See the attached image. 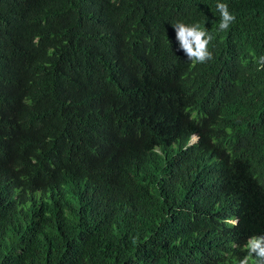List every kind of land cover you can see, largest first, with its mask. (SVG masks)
<instances>
[{"label":"trees","instance_id":"trees-1","mask_svg":"<svg viewBox=\"0 0 264 264\" xmlns=\"http://www.w3.org/2000/svg\"><path fill=\"white\" fill-rule=\"evenodd\" d=\"M176 21L213 34L204 95L264 96V0H0V264H235L264 227V156L230 157L217 130L169 117L183 64L200 66L170 39Z\"/></svg>","mask_w":264,"mask_h":264},{"label":"clouds","instance_id":"clouds-1","mask_svg":"<svg viewBox=\"0 0 264 264\" xmlns=\"http://www.w3.org/2000/svg\"><path fill=\"white\" fill-rule=\"evenodd\" d=\"M215 9L219 14L216 32L228 31L235 22L234 14L230 12L228 5L223 2H217ZM171 26L170 39H176L178 42L179 49L184 53L181 58L188 65L197 64L200 66L197 69H192L183 64L191 79L188 82L183 99L170 106L169 117L181 113L194 120L200 127L217 130L223 136V143L232 142V149L229 152L230 157L238 152H245L242 161L264 156V96L261 93L254 95V92L242 96L234 89L245 105H232L227 101L204 95L200 85L205 82L209 70L205 64L213 59V54L209 50L213 34L200 23L189 24L176 21ZM258 63L259 68H264V56L259 58ZM121 66L123 65L121 64ZM103 70H107V63L103 65ZM262 80L264 83V77ZM154 90L155 86L150 83L146 101L148 112L154 106L151 103ZM104 119L109 118L104 117ZM149 126L151 132L148 137L155 144V149L165 146L160 131L152 128L150 122ZM199 140V133L191 131L180 141L179 145L184 149L197 144ZM172 146L176 145L173 144ZM216 178L225 179V176L219 171V162ZM235 180H237L238 189L241 191L244 187L243 173H237ZM262 189H264V182ZM236 200L240 201L239 199ZM226 221L232 226H237L238 217L236 215L227 216ZM238 250L239 255L236 257L235 264H264V227L250 232L249 235L244 237L238 245Z\"/></svg>","mask_w":264,"mask_h":264},{"label":"bare ground","instance_id":"bare-ground-1","mask_svg":"<svg viewBox=\"0 0 264 264\" xmlns=\"http://www.w3.org/2000/svg\"><path fill=\"white\" fill-rule=\"evenodd\" d=\"M225 186V185H224ZM229 186V185H228ZM222 187V186H221ZM224 191V190H223ZM227 193V192H226ZM233 193V192H232ZM229 199V198H228Z\"/></svg>","mask_w":264,"mask_h":264}]
</instances>
